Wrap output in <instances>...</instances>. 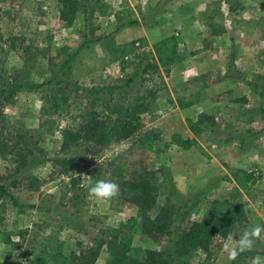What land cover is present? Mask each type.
Returning <instances> with one entry per match:
<instances>
[{"label":"rangeland","instance_id":"374dc122","mask_svg":"<svg viewBox=\"0 0 264 264\" xmlns=\"http://www.w3.org/2000/svg\"><path fill=\"white\" fill-rule=\"evenodd\" d=\"M182 2L77 0V13L67 21L60 0H0V83L29 84L4 106L0 119L6 138L23 135L21 152L29 161L17 169L15 153L0 155V183L19 202L14 204L7 196L0 199V264H38L35 257L43 250L60 249L71 255L88 245L99 250L97 264H107L109 242L117 228L131 232L132 247L142 258L148 248H168L166 235L160 243L142 232L137 207L123 193L125 186L121 189L125 171L120 167L138 160L158 170L162 182L158 204L169 201L183 212L173 230L200 218L214 198L228 197L236 186L237 168L252 171L257 181L251 191L255 199L245 195L247 219L232 235L254 226L264 228V0L227 2L233 36L228 49L220 52L223 65L199 72L186 61L197 55L198 50L193 51L197 46L187 41L182 47L180 27L172 20L168 24L166 17V10L177 4L189 14L197 11L196 0ZM210 3L203 33L213 30L209 17L221 9L219 0ZM160 14H165L164 20L158 19ZM216 18L227 22L223 15ZM141 20L153 26L138 36L134 26ZM193 27H185L183 33L191 37ZM129 36L132 39L124 43ZM165 38L168 41L162 43ZM129 43L135 50L125 57ZM175 52L183 56V65L174 59ZM224 74L234 78L236 88L223 89L226 94L214 98L209 95L213 100L222 98L220 103L192 100L197 96L193 91L206 82L186 83L191 76L205 77L208 84ZM96 88L103 91L95 92ZM184 94L189 99H184L182 115L175 100ZM143 98L149 109L139 113L140 132L153 137L143 144L139 134L136 140L107 134L111 110L129 106L142 110ZM96 124L102 127L97 129ZM68 128L76 129L80 137L63 148L62 132ZM174 135L182 139L173 142ZM185 139L190 141L186 148ZM235 140H243V146ZM224 142L228 145L222 150L215 146ZM214 151L216 160L211 162ZM62 158L79 161L81 189L66 187L71 173H62L57 161ZM97 180L115 182L117 195L109 200L90 196L88 188ZM255 257L264 258V232L252 250L232 261L222 241L200 251L189 264H253Z\"/></svg>","mask_w":264,"mask_h":264},{"label":"trees","instance_id":"16d2710c","mask_svg":"<svg viewBox=\"0 0 264 264\" xmlns=\"http://www.w3.org/2000/svg\"><path fill=\"white\" fill-rule=\"evenodd\" d=\"M65 7L61 13L63 19L71 21L77 13V0H60ZM131 47L125 51V48ZM134 43L125 44L123 55L126 57L128 53L135 49ZM164 56V55H163ZM162 56V57H163ZM164 57H167L166 55ZM119 55L114 59H118ZM153 67H157L156 65ZM21 86L14 85L11 81L0 83V119L4 115V106L10 103L17 94ZM102 88H96L95 92H102ZM55 99L62 100V98ZM140 108L116 107L111 110V124L108 125L107 134H111L117 138L132 137L136 140L139 134L141 143H147L153 134L148 132H140L141 124L139 121V113L149 109L145 103V98L141 99ZM145 106V107H144ZM95 127L100 129L101 124ZM89 134V132H86ZM63 148L70 143H75L80 137L76 129L68 128L63 130ZM22 136L17 138H6L3 129L0 127V155H12L15 153L14 162H18L17 169L26 167L29 164L27 154H23L25 147H22ZM182 139L180 135L173 136V142ZM190 145L189 139L183 140L184 148ZM151 144L147 145V148ZM20 149V151H19ZM18 150V152H16ZM20 154V155H19ZM61 167L62 173L69 175V183L66 184L70 190L81 189L82 173L79 169V161L75 158H62L57 160ZM125 174L122 177L121 189L125 186L123 193L128 194L130 200L137 207L138 216L142 218V232L148 235L153 241L162 242L161 239L165 235L170 238V246L166 249L148 248L145 250V256L142 258L132 247L131 232L124 233L125 230L117 228L113 231L112 239L109 242L111 258L107 264H189V260L197 255L200 251H208L213 244L221 245L228 236L232 235L236 227L244 223L247 219L246 208L248 201L245 195L255 199L251 191L256 184V176L252 171L244 168H237L233 172L236 186L228 197L214 198L208 203L202 212V216L198 219L188 221L180 230L175 231L173 227L177 220L183 215V212L177 209L169 201L164 204H158V196L161 191L162 182L158 175V170L152 165L144 164V161H131L124 166ZM0 179H3L0 175ZM7 196L14 204H18L17 198L9 192L6 185L0 183V199ZM133 223L136 222L132 218ZM2 219L0 217V226ZM220 239V242H216ZM159 243V244H160ZM99 256L98 248L93 246H85L71 255H66L60 249H54L50 252L41 251L35 257L38 264H97Z\"/></svg>","mask_w":264,"mask_h":264},{"label":"crops","instance_id":"0c3cea01","mask_svg":"<svg viewBox=\"0 0 264 264\" xmlns=\"http://www.w3.org/2000/svg\"><path fill=\"white\" fill-rule=\"evenodd\" d=\"M168 1L169 2L170 1H179V2L183 3L182 1H185V0H168ZM210 2H211V0H196L197 11H194L193 14L192 13L189 14L187 11H185L186 9L184 7L182 8V7L178 6V4H177V6H175V8H173V9L171 8L168 11L166 10V17L167 18L170 17V22H168V24H170L171 20H172V24H175V26L180 27L179 31H181V35H180V33H178L179 35L177 34L179 37H183V38H181L182 40H180V42H179L180 45L183 47V45L186 44L187 41H188V43L193 41L194 45L197 46V48H195V50H193L194 52H196V49L198 50L197 55H193L190 59L188 58L186 60V61H189L187 63V65L192 67L193 71L195 70V71L199 72V71H204L205 68L211 69V68H214L216 65H218V63H219L218 66H222L223 63L220 62V60H219L220 59V52L223 49H225V50L228 49L227 43H228V41H230L231 35L233 36V34L231 33L232 26H230V25H233V22L230 18L231 17L230 14H232V13H230L228 11V9H226V7H224L227 4V2H229V0H219L221 9L216 10L215 14H213V16L209 17V21L211 20V25H212L211 27L213 28V30H207L205 33H203V27H202V24H204L203 23V20H204L203 17L205 15L204 14L205 12L208 13V11L211 10V6L208 5V4H211ZM204 3H207L208 7L204 8L202 6V4H204ZM168 7H170V6H168ZM164 11H165V9H162L160 13L162 14V12H164ZM174 11H175V14H173ZM161 14H160V17L158 19L164 20L165 14L163 17L161 16ZM209 15H211V11H210ZM217 15L218 16L223 15V17L226 18L227 22H225V24H222L221 22L219 23L217 18H216ZM227 15L229 18L226 17ZM193 18H195V20ZM196 19H197V21H196ZM192 24H194L193 31H192L191 37H188L187 35H185L186 33H183V32H185V30H186L185 27L192 26ZM216 24L221 26V28L217 30V28H215V27H217ZM136 26H138L136 29L140 31L138 36H142V35H145L146 30L149 29L150 26H153V25H150L147 22V20H141L139 25L136 24L134 27H136ZM185 36L189 40H187V38H185ZM136 37L137 36L135 35L133 38H136ZM131 39H132V37L130 38V36H129V37L125 38L123 40V42L125 43L127 41H130ZM166 41H168V39L165 38V40H163L162 43H164ZM117 43H120V42L118 41ZM182 47H181V49L179 48V50H182L183 49ZM177 53L178 52H175L176 56L174 59L176 60V62H180V64L183 65L184 64L183 63L184 58H183V56L180 57V55H177ZM166 55H168V53H166ZM232 61L233 60H231V62ZM176 62H175V64H177ZM231 62H228V64ZM224 75L225 76H221V78H218V79L216 77L214 78L211 76L212 79L208 82V84H207L208 80L206 81L205 77H199L197 75L191 76L190 77L191 79L188 80V82H186V83L195 82V83H199V84L202 83V85H203V80H204V82H206V84H204L205 86H198V88L193 91L192 96L193 95H197V96H194L192 98V100H195L196 102L202 101L203 104L204 103H210L211 105H215L216 102L220 103V101L223 100L222 98H221V100H218V99L213 100L212 97H210L209 95L213 96V98H214V96L217 93H220L219 95H221L224 92H229V91L232 92L231 90L236 88L235 85L232 86V84H234V81H233L234 78H232L229 74H224ZM208 79H210V78H208ZM184 81H186V80H184ZM223 89H224V92H223ZM224 94H226V93H224ZM199 95L202 96L203 100L197 99L198 97L200 98ZM185 97H186V95L184 94V95L179 96L175 100L176 104H177V110L182 115H183V110H185V105H184L185 101L187 99H189L188 97L187 98H185ZM180 99L182 100V102ZM184 99H186V100H184ZM235 143H238L237 145H239L240 147L243 146V140L242 141L235 140ZM221 144H217L215 146L222 150V146L225 147L228 145L225 142L221 143ZM212 152H211V162L215 161L216 160L215 157L217 156L216 151H214L215 154ZM212 178H214V175H211V179Z\"/></svg>","mask_w":264,"mask_h":264},{"label":"clouds","instance_id":"9594fccd","mask_svg":"<svg viewBox=\"0 0 264 264\" xmlns=\"http://www.w3.org/2000/svg\"><path fill=\"white\" fill-rule=\"evenodd\" d=\"M88 191L90 196L100 200H109L117 195L118 185L112 181L97 180L89 186ZM262 232H264V228L254 226L236 233L234 236H228L223 241V248L228 252V258L234 260L242 252L252 250L256 240L261 238ZM253 264H264V258H253Z\"/></svg>","mask_w":264,"mask_h":264}]
</instances>
